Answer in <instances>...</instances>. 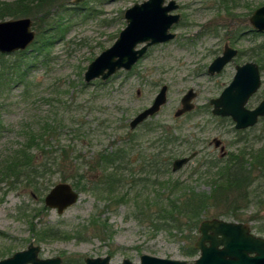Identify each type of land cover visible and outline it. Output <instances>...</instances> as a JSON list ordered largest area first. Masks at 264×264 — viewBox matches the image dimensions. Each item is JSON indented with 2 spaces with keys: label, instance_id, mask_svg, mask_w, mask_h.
Segmentation results:
<instances>
[{
  "label": "rangeland",
  "instance_id": "rangeland-1",
  "mask_svg": "<svg viewBox=\"0 0 264 264\" xmlns=\"http://www.w3.org/2000/svg\"><path fill=\"white\" fill-rule=\"evenodd\" d=\"M143 1L68 0L67 6H76V12L60 8L47 21L52 27L62 23L66 28L62 37L50 30L57 35L54 44L36 52L38 31L33 26L37 34L27 49L2 53L0 170L30 135L45 131L48 154H61L68 162L76 159V175L55 168L38 180L37 189L23 181L12 184L11 178L0 181V260L34 242L41 247L40 257L59 256L62 264H85L81 262L87 257L107 255L112 263L126 258L139 262L143 254L193 261L200 252L186 256L184 250L199 238L200 223L213 218L246 223L255 234L264 236V174L257 170L250 186L238 190L236 204L231 206L220 198V203L201 216L198 228L187 220L180 228L162 227L155 218L159 192L154 193L161 181L169 179H178L181 187L197 192L213 191L207 161L220 157V150L211 144L214 138L224 142L227 154L238 151L239 155L243 150L257 154L264 149V118L236 133L234 122L220 123L209 104L229 85L237 64L255 61L250 48L264 41V35L250 32V16L264 0H229L232 13L223 0H176L181 21L172 27L177 34L174 40L150 47L131 71L86 82L88 65L113 45L126 26L124 11ZM238 27H245L246 33L234 40L231 33ZM226 43L241 55L221 73L209 74L208 66ZM261 77L262 85L250 98L249 108L264 97V71ZM165 84L169 87L167 102L156 115L131 129L130 121L152 104ZM190 88L197 92L195 107L177 117L181 98ZM167 131L176 132L180 139L168 146V153H176L169 170L155 176L144 165L158 153V137ZM189 146L198 155L173 171L176 158L193 152ZM117 149L126 152L128 170L124 185L110 193L89 179L101 178L103 171L97 162L102 154ZM156 159L159 167L160 158ZM134 176L140 180L133 182ZM60 182L80 192L78 202L62 214L44 203L45 195ZM46 229L56 230V236L52 237L53 232L43 235Z\"/></svg>",
  "mask_w": 264,
  "mask_h": 264
},
{
  "label": "water",
  "instance_id": "water-1",
  "mask_svg": "<svg viewBox=\"0 0 264 264\" xmlns=\"http://www.w3.org/2000/svg\"><path fill=\"white\" fill-rule=\"evenodd\" d=\"M80 0H75L78 2ZM176 0H145L135 3L125 10L126 26L112 46L101 52L87 67L84 74L86 82L95 79L103 81L118 71H129L144 56L148 48L159 43L171 41L176 33L171 27L180 21ZM252 27L264 31V4L255 9L250 17ZM36 37L31 17H19L0 20V53H14L25 50ZM238 54V50L225 45L222 55L216 57L208 67V73L222 72L228 63ZM262 85L261 69L255 61H247L236 67V73L228 86L218 97L212 98V113L217 116L231 117L238 130L253 127L264 117V98L254 107L247 106L250 98ZM168 85H163L152 104L139 112L129 123L136 129L148 118L156 115L167 102ZM197 92L190 88L181 99V107L175 112L177 117L194 109L193 100ZM219 148L222 140L213 139ZM226 147H220V155L225 156ZM193 152L188 156L176 158L173 171L180 170L197 156ZM80 192L68 182L53 186L44 197V203L62 214L78 202ZM200 236L195 247L200 255L193 261L163 258L143 254L139 262L124 259L121 263H112L109 255L105 257H87L85 264H264V236L255 234L251 227L243 222L227 221L219 218L205 219L199 226ZM39 245L31 242L26 249L16 251L0 260V264H62L61 257H40Z\"/></svg>",
  "mask_w": 264,
  "mask_h": 264
},
{
  "label": "trees",
  "instance_id": "trees-1",
  "mask_svg": "<svg viewBox=\"0 0 264 264\" xmlns=\"http://www.w3.org/2000/svg\"><path fill=\"white\" fill-rule=\"evenodd\" d=\"M67 1L68 0H0V20L31 17L34 21L35 29L38 31V39L35 41V50L41 53L54 44L57 38V35L56 38L54 37L56 32V34L62 37L66 31L62 23H59L58 27H52L50 26L51 23L49 24L47 22L49 17L53 16V11L65 8L66 10L76 12V6H67ZM223 1L227 5L229 13H232V11H230V5L227 4L229 0ZM247 7L251 8L249 5ZM42 22H44L47 27L44 26V24L42 25ZM52 29L54 34L50 33ZM245 33V27H238V30L233 32L232 37L240 39ZM252 33L254 35H264L263 33H257L255 31H252ZM250 50L252 51V56L255 58V61L260 65L261 70L264 71V41L256 43ZM21 54L24 53L21 52ZM3 58L4 54L0 53V69L4 68ZM2 72L3 71H0V75ZM214 118L220 123L231 122V119L228 117ZM234 130L238 133L236 129ZM46 138L47 135L45 131L43 133L30 135L29 140L14 151L10 158L11 161L7 164L5 169L0 170V181L11 178L12 184L23 181L37 189L38 180L55 168L59 169L61 172L67 170L76 175V159L69 160L68 162L61 154H48V151H46ZM158 138V153H155V156L151 157V159L148 160L149 162L144 165L145 167L148 166L147 169L150 168L151 173L155 174V176L164 175L169 170L171 160L176 153H168V146L169 144L170 146L177 144L180 135L176 132L167 131L165 135ZM188 148L195 151L194 146H189ZM263 150L258 151L257 154L247 153L246 150H243L239 155L238 151L231 152L228 154L227 158L224 159L210 157L207 161L210 162L207 168L208 174L210 173V175H212V177H210V182L214 188V190L210 192H197L191 187H181L182 182L178 179L161 181L159 183V188L156 190L154 189V193L159 192L158 198L155 200V203L158 205V212L155 217L156 220L160 222L159 224L164 228H180L182 225L187 224L184 222L185 220L190 223V226L198 228L201 216L207 213L210 208L216 206L220 198L225 199V202L229 201L231 206L236 204V201H238V190L240 191L250 186L253 182L254 170L264 174ZM125 154L126 152L123 149H117L114 152L102 154L101 160L97 162L100 169L103 171L102 176L98 181L89 179V182H97L101 188L107 191L109 190L110 193H113L116 188L123 186L126 178L124 172L128 170L124 162ZM248 154L250 158L247 159ZM162 155L164 156L162 157ZM157 156L160 158L161 162L159 167H157ZM90 167H92V165ZM81 177L83 178L84 176L81 175ZM146 179L147 178H144V180ZM137 180L140 179L134 176L133 182ZM153 185L154 187L157 186L156 180L153 182ZM139 194H137V196H140ZM126 196L127 194L125 196L122 195V197ZM231 196H233L232 199ZM231 206L228 207L233 209ZM150 221L152 222L154 219ZM34 228L35 227H32V229ZM49 232H53L52 237H55L57 234L56 230L50 231V229L44 230L42 234L44 235ZM197 253L198 250L193 243L189 245L188 249L184 250L186 256H195ZM84 262L85 261H82L81 263Z\"/></svg>",
  "mask_w": 264,
  "mask_h": 264
},
{
  "label": "flooded vegetation",
  "instance_id": "flooded-vegetation-1",
  "mask_svg": "<svg viewBox=\"0 0 264 264\" xmlns=\"http://www.w3.org/2000/svg\"><path fill=\"white\" fill-rule=\"evenodd\" d=\"M259 7H260V6H259ZM257 8H258V7H257ZM257 8H256V9H257ZM176 11H177V10H175V11H173V12H174V13H179V12H176ZM254 11H255V10H254ZM254 11H253V12H254ZM179 14H180V13H179ZM180 16H181V14H180ZM124 17H125V11H124ZM250 17H251V16H250ZM125 19H126V18H125ZM180 21H181V17H180ZM180 21H179V22H180ZM179 22H178V23H179ZM126 24H127V22H126ZM175 24H177V23H175ZM175 24H174V25H175ZM174 25H173V26H174ZM251 25H252V24H251ZM173 26H172V27H173ZM172 27H171V30H170V31H171V32H174V31H172ZM124 28H125V27H124ZM252 31H255V32H257V33H263V34H264V31H258V30H256V29H254L253 27H252V29L250 30V32H252ZM233 32H234V31H233ZM233 32L231 33V37H232ZM174 33H176V32H174ZM176 37H177V34H176ZM176 37H175V38H176ZM175 38H174V39H175ZM232 38H233V37H232ZM240 38H241V37H240ZM174 39H172V40H174ZM233 39L236 40V38H233ZM238 39H239V38H238ZM172 40H171V41H172ZM168 42H170V41H168ZM164 43H167V42H164ZM159 44H162V43H159ZM226 44H229V43H226ZM226 44H225V45H226ZM155 45H157V44H155ZM229 45H230V44H229ZM153 46H154V45H153ZM230 46H232V45H230ZM151 47H152V46H151ZM232 47H233V46H232ZM149 48H150V47H149ZM149 48H148V50H149ZM233 48H235V47H233ZM224 49H225V46H224ZM224 49H223L222 53L224 52ZM235 49H237V48H235ZM148 50H147V51H148ZM237 50H238V54H237L236 57H234V58L232 59V61H233L234 59H237V58L241 55V52L239 51V49H237ZM146 53H147V52H146ZM146 53H145V54H146ZM222 53H221L220 55H222ZM145 54H144V55H145ZM220 55H219V56H220ZM143 57H144V56H143ZM217 57H218V56H217ZM232 61H231V62H232ZM249 61H254V60H249ZM231 62H230V63H231ZM246 62H247V61H246ZM246 62H244V63H246ZM255 62H256V61H255ZM230 63H228V64H230ZM244 63H241V64H244ZM256 63H257V62H256ZM210 64H211V63H210ZM228 64H227V65H228ZM241 64H237V65L235 66V69H236V67H237L238 65H241ZM135 65H136V64H135ZM135 65H134V66H135ZM134 66H133V67H134ZM259 66H260V65H259ZM208 67H209V66H208ZM225 68H226V67H225ZM225 68H224V69H225ZM132 69H133V68H132ZM132 69H131V70H132ZM224 69H223V70H224ZM260 69H261V68H260ZM131 70H129V71H131ZM223 70H222V71H223ZM207 71H208V69H207ZM261 71H262V70H261ZM220 73H221V72H220ZM233 77H234V76H233ZM263 98H264V97H263ZM181 99H182V98H181ZM211 99H212V98H211ZM211 99H210V100H211ZM259 103H260V102H259ZM259 103H258V104H259ZM209 104L212 105L210 102H209ZM208 106H209V105H208ZM212 106H213V105H212ZM212 109H213V108H212ZM187 113H188V112H187ZM185 114H186V113H185ZM183 115H184V114H183ZM213 115H214V114H213ZM214 117H222V116L214 115ZM228 118H230V119L232 120L231 117H228ZM262 118H264V117H262ZM262 118H260V119H262ZM232 121H233V120H232ZM233 122H234V121H233ZM140 125H141V124H140ZM234 126H235V123H234ZM235 129L238 131V129H237L236 127H235ZM243 130H246V129H243ZM211 144L214 145L213 140L211 141ZM222 145L225 146V144H224L223 141H222ZM222 145H221V146H222ZM214 146H215V145H214ZM221 146H219V148H217L216 146H215V147H216L217 149L220 150V147H221ZM225 147H226V146H225ZM195 151H196V150H195ZM195 151H193V152H195ZM226 151H227V150H226ZM193 152H191V153H193ZM196 152H198V151H196ZM191 153H190V154H191ZM190 154H189V155H190ZM226 154H227V153H226ZM197 155H198V154H197ZM227 156H228V154L225 155V156H221V155H220L219 158L224 159V158H227Z\"/></svg>",
  "mask_w": 264,
  "mask_h": 264
}]
</instances>
